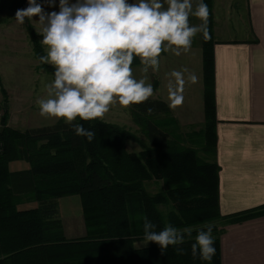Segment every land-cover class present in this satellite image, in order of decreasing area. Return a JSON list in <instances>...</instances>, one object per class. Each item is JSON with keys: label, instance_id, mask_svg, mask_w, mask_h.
Listing matches in <instances>:
<instances>
[{"label": "trees", "instance_id": "1", "mask_svg": "<svg viewBox=\"0 0 264 264\" xmlns=\"http://www.w3.org/2000/svg\"><path fill=\"white\" fill-rule=\"evenodd\" d=\"M203 2L210 13L208 37L201 33L205 122L196 136L209 156L203 160L181 143V148L174 147L178 142L169 139L153 120L158 114L169 113L167 104L160 100L130 106L132 122L148 144L138 154L125 150V142L135 140L130 133L98 120L77 118L74 122L95 133L91 142L76 136L73 126L62 121L23 133L5 128L0 133L4 144L0 155V264H208L191 255V243L206 224H239L264 216V206L226 217L219 212L212 0ZM28 32L38 59L40 45L33 30L28 28ZM42 67L54 77L52 67ZM20 160L29 162L31 170L10 172L9 163ZM152 179L163 182L164 193H145L143 183ZM23 194L31 195L38 207L19 211L16 198ZM73 195L81 198L86 236L67 240L57 200ZM162 204L171 207L165 216L156 209ZM145 218L156 225L154 231L167 224L179 230L200 229L191 236L185 234L183 244L169 246L164 253L152 242L138 249L134 243L144 241ZM222 232L214 226L216 253L210 264H221ZM177 247L185 254L178 255Z\"/></svg>", "mask_w": 264, "mask_h": 264}, {"label": "crops", "instance_id": "2", "mask_svg": "<svg viewBox=\"0 0 264 264\" xmlns=\"http://www.w3.org/2000/svg\"><path fill=\"white\" fill-rule=\"evenodd\" d=\"M197 2L193 0V7ZM212 22L218 207L221 216L226 217L264 206V0H212ZM190 23L199 25L201 21L192 16ZM30 25L36 32L38 24ZM9 26L6 29L9 35L3 41H8L13 48L11 42L23 40V46L31 49L26 28L16 34ZM159 60L158 70L149 69L146 74L153 88L155 85L150 100L166 103L169 113L158 114L153 120L169 139L174 136L180 138L181 144H190L187 137L200 133L205 122L201 33L193 39L187 53L176 56L170 51L163 52ZM33 65V68L25 66L28 72L33 69L36 73L32 72L33 81L21 82L25 89L19 92L17 100L5 88L10 121H16V128L25 132L53 126L56 123L53 120H57L38 113L36 101L46 97L45 85L49 81H42L43 92H38L40 77ZM132 68L137 79L144 75L138 58ZM173 72L180 73V77H173ZM192 75L196 77L194 82L190 79ZM170 82L182 97L181 105L175 108L170 106ZM16 114L21 117L20 121L16 120ZM18 166L19 163H10L9 171H27V167ZM158 185L162 190V183ZM57 202L65 238H84L86 227L80 197L66 196ZM29 205L32 209L38 207L36 202L25 201L17 209L25 211ZM219 223L223 230L219 236L221 264H264V216L239 224Z\"/></svg>", "mask_w": 264, "mask_h": 264}, {"label": "clouds", "instance_id": "3", "mask_svg": "<svg viewBox=\"0 0 264 264\" xmlns=\"http://www.w3.org/2000/svg\"><path fill=\"white\" fill-rule=\"evenodd\" d=\"M28 6L18 9L17 23L24 25L25 18L39 25L36 29L45 54L38 57L40 64L54 68V78L45 85L46 97L36 101L39 115L44 118L63 119L72 125L78 137L91 142L95 133L86 130L82 121L103 120L113 106L128 108L146 103L154 88L148 82L149 69L158 70L163 52L176 56L187 53L193 39L202 33L208 37L209 9L203 0L193 7V0H59V11L45 12L37 0H27ZM55 6V0H47ZM201 23L192 25L190 17ZM38 17V20H33ZM138 58L144 74L137 79L133 62ZM175 78L180 73L171 74ZM190 79L194 82L196 77ZM171 104L175 108L182 103L175 84H169ZM148 112L152 108L147 109ZM156 225L144 219L145 244H157L162 253L169 246L185 242L183 231L167 224L160 231ZM214 225L206 224L191 243L192 257L212 261L216 249ZM178 255L184 250L177 247Z\"/></svg>", "mask_w": 264, "mask_h": 264}, {"label": "rangeland", "instance_id": "4", "mask_svg": "<svg viewBox=\"0 0 264 264\" xmlns=\"http://www.w3.org/2000/svg\"><path fill=\"white\" fill-rule=\"evenodd\" d=\"M26 1L27 0H0V127H3V130L6 128V129L17 131L20 133L25 132V130L24 129H17L16 128V126H17L16 121H14V120L10 121V117H9V113H10V111H9L10 105L9 104L10 103L8 101L9 97H8V93H7L6 89L9 91V94L11 96H13L14 100H17V98L19 97V92H21L25 89L24 87L21 86V82H25L27 80L33 81V78L35 76L33 73H36V71H34L32 69L34 66L33 63L36 66L35 70H37V72H38L37 75L40 77V81L37 84V89H36L38 92L39 91H40V93L43 92L41 90L44 87L43 85H41L42 81H49V83H50L54 78L53 75H50L48 72H46L45 69H43L42 64H40L39 60L36 58L35 53H34V47H33V44L30 40L28 28H31L33 30L35 37L38 40V43H39L40 48H41V54L40 55H44L45 51H44V47L42 46V44L40 42V40H41L40 36H38V34L34 31L32 26L30 25L31 23L28 21L27 18H25L26 21H25L24 25L17 23V21L15 20L16 11L18 9H22V7L24 6V3H26ZM37 2L43 5L45 0H37ZM44 10L46 13L52 12V11H59V1L55 0V6L54 7L49 6V4L46 1ZM8 26L13 27L11 29L16 34H18L20 31H23L26 28L31 49H29L28 47H27L28 49H26L23 46V43H24L23 40L22 41L16 40L15 43L11 42L14 44L13 48H11V45L8 43V41H3V38H6L7 35H9V34H6V32H7L6 29L8 28ZM38 28H39V25H38ZM26 65L32 66V68H31L32 70L30 72H28L26 70V67H25ZM45 65L52 67L51 65H48V64H45ZM27 90L31 91V89H27ZM40 93H39V96H40ZM30 97L32 98L34 96L31 95ZM32 104L34 106V102ZM18 115L16 114V120L20 121L21 117H18ZM17 117H18V119H17ZM96 120H98L99 122L104 123L106 125L108 124V125L117 126L120 129H123L126 132L130 133L135 138V140L126 141L124 144L125 150L128 153L138 154L143 150L142 149L143 147L148 146L147 141L144 138V136L141 134L139 127H137L132 122L131 108L130 107L124 108V107H121L117 104V105L112 107V109L109 111V113H107L105 115L103 120H100V119H96ZM53 121L56 122L55 124H57V120H53ZM60 121L58 120V122H60ZM3 122H4V124H3ZM197 134H199V133L194 134V138H193V136L187 137V139H189L191 143L190 144L183 143V145L185 147L194 149L197 156L204 160V159H206V156H209V155H207L206 153L205 154L203 153V142L200 138H198V136H196ZM171 137H172L171 140H173V141L176 140L178 142L177 147L174 145L173 146L175 148H181L182 145L180 144V138L176 139L174 136H171ZM0 144L2 147V152L0 155H2L3 149H4V146H3L4 144L2 141H0ZM39 146H40V144H37L36 149H39ZM31 150H35V146L34 147L32 146ZM10 163H19L18 167H23V168L27 167V171L31 170V165L27 161L20 160V161H13ZM8 170H9V165H8ZM153 181H157V183L154 184ZM159 183L160 184L162 183V185H163V182L161 180H157V179L145 181L143 183L145 193L149 196H154V195L164 193L165 187L163 185L162 190H160V186L158 185ZM156 191L157 192L159 191V192L155 193ZM76 196L80 197L79 195H76ZM16 200L19 201L18 205L23 204L25 201L35 202V201L31 200V195H26V194L17 196ZM80 200H81V198H80ZM81 206H82V204H81ZM24 209H26L25 211L34 210V209H32V206H30V205L26 206ZM156 209L158 212L161 213V215L165 216L166 213L169 212L171 207H170V205L162 204V205H158L156 207ZM82 213H83V210H82ZM82 218H83V214H82ZM83 221H84V218H83ZM219 222L220 221L212 223V225L217 227V230H220V223ZM84 226H85V223H84ZM190 229L192 231H195V230L200 229V228L199 227H192ZM181 231H183V230H181ZM78 239H81V238H78ZM69 240H75V239H69ZM148 245H149V243L145 244L144 241H138V242L134 243V247L138 248V249L147 247Z\"/></svg>", "mask_w": 264, "mask_h": 264}, {"label": "water", "instance_id": "5", "mask_svg": "<svg viewBox=\"0 0 264 264\" xmlns=\"http://www.w3.org/2000/svg\"><path fill=\"white\" fill-rule=\"evenodd\" d=\"M25 21H26V19H25ZM2 130H3V127H0V133L2 132Z\"/></svg>", "mask_w": 264, "mask_h": 264}, {"label": "built area", "instance_id": "6", "mask_svg": "<svg viewBox=\"0 0 264 264\" xmlns=\"http://www.w3.org/2000/svg\"><path fill=\"white\" fill-rule=\"evenodd\" d=\"M1 152H2V147H1V144H0V154H1Z\"/></svg>", "mask_w": 264, "mask_h": 264}]
</instances>
